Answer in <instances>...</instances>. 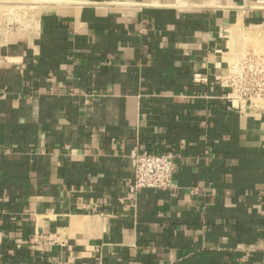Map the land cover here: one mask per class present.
<instances>
[{
    "label": "crops",
    "instance_id": "0c3cea01",
    "mask_svg": "<svg viewBox=\"0 0 264 264\" xmlns=\"http://www.w3.org/2000/svg\"><path fill=\"white\" fill-rule=\"evenodd\" d=\"M247 56L264 0H0V264H264ZM132 151L175 189L130 193Z\"/></svg>",
    "mask_w": 264,
    "mask_h": 264
},
{
    "label": "built area",
    "instance_id": "2783aa9c",
    "mask_svg": "<svg viewBox=\"0 0 264 264\" xmlns=\"http://www.w3.org/2000/svg\"><path fill=\"white\" fill-rule=\"evenodd\" d=\"M230 87L232 94L229 101L239 108L245 102L258 107L264 103V62L255 57L247 56L239 66L231 70ZM197 75L194 80L197 81ZM198 81L202 82L203 79ZM130 161L133 179L130 184V193L136 194L142 189L171 191L175 189L173 176L176 165L171 153L160 155L140 154L132 151Z\"/></svg>",
    "mask_w": 264,
    "mask_h": 264
}]
</instances>
